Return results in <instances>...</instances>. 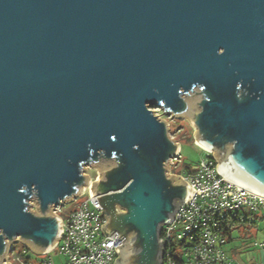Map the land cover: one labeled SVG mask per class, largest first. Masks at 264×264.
Listing matches in <instances>:
<instances>
[{
  "label": "water",
  "instance_id": "95a60500",
  "mask_svg": "<svg viewBox=\"0 0 264 264\" xmlns=\"http://www.w3.org/2000/svg\"><path fill=\"white\" fill-rule=\"evenodd\" d=\"M148 106L187 119L216 171L264 197V0H0V264L17 237L55 246L52 206L88 164L100 229L121 240L112 264H161V226L191 187Z\"/></svg>",
  "mask_w": 264,
  "mask_h": 264
},
{
  "label": "built area",
  "instance_id": "2783aa9c",
  "mask_svg": "<svg viewBox=\"0 0 264 264\" xmlns=\"http://www.w3.org/2000/svg\"><path fill=\"white\" fill-rule=\"evenodd\" d=\"M204 150L207 155L193 168L184 167L176 173L189 184L191 193L187 202L177 209L173 220L161 226L159 239L165 243L161 264H242L225 253L226 237L219 229L228 225L231 219L240 221L248 214L264 216V197L226 180L216 171L218 162L213 151ZM180 157L179 146L177 155L170 161L168 173L171 174V168L176 167L174 161H180ZM92 181L89 178L81 193L72 199L52 206V212L61 219L62 234L52 249L37 253L43 258L27 260L26 254H31L29 248L17 237L9 246L7 262L53 264L51 258L44 256L55 252L65 258L64 264H112L117 255L114 248L121 240L116 231L104 236L100 229L106 218L101 213L97 196L90 195ZM77 198L82 199L76 202ZM71 202H75L74 206L62 217V207ZM260 246L264 248V243Z\"/></svg>",
  "mask_w": 264,
  "mask_h": 264
},
{
  "label": "rangeland",
  "instance_id": "374dc122",
  "mask_svg": "<svg viewBox=\"0 0 264 264\" xmlns=\"http://www.w3.org/2000/svg\"><path fill=\"white\" fill-rule=\"evenodd\" d=\"M148 107L152 110L153 114L157 115L159 118L164 119L166 121V123L168 124L167 131L169 137L172 138L174 142L179 143L180 154H181L180 161L177 160L174 161V166L176 167L171 168V174H176L177 172H181L185 166H189L190 168H193L202 157H205V155H207V152L195 142L193 137V131L195 129L190 125L187 119L183 117L176 118L172 116L171 113L164 114L163 109L161 107H157V106H148ZM83 167L84 170L82 172L83 174H86L88 178H92L94 180L99 175L96 171L95 166L91 167L88 164ZM81 199L82 198H77L76 202ZM29 203H31V206H29L28 209L31 211L35 210V206H36L35 202H33L31 199ZM74 203L75 202L66 203L64 207H62L60 215L64 217L66 215V211L71 207H73ZM263 227H264V220L261 219V221H259L258 226L255 227L254 229V231L260 229L258 230V238L261 237ZM226 248H228V246ZM29 252L33 257L37 259L38 258L41 259V257L43 258L42 255L39 256L37 255V253H35L30 249ZM48 257L52 259L53 264L65 263V258L60 256L59 254H56L55 252H52L49 256L48 255L44 256V258H48Z\"/></svg>",
  "mask_w": 264,
  "mask_h": 264
},
{
  "label": "crops",
  "instance_id": "0c3cea01",
  "mask_svg": "<svg viewBox=\"0 0 264 264\" xmlns=\"http://www.w3.org/2000/svg\"><path fill=\"white\" fill-rule=\"evenodd\" d=\"M261 219L264 220L262 214H248L232 227L223 244L227 256L242 264H264V248L260 246L261 243H264V227L260 238H258L260 229L254 231ZM227 246L228 248H226Z\"/></svg>",
  "mask_w": 264,
  "mask_h": 264
},
{
  "label": "trees",
  "instance_id": "16d2710c",
  "mask_svg": "<svg viewBox=\"0 0 264 264\" xmlns=\"http://www.w3.org/2000/svg\"><path fill=\"white\" fill-rule=\"evenodd\" d=\"M185 168H189V166H185ZM238 219H231V222H229L228 225L226 226H223L222 228H220L219 230L222 231V235H224V237L227 238V236H229L230 234V231L232 230V227L234 225H236L238 223ZM31 257H33L31 254H26L25 258L28 260V259H31Z\"/></svg>",
  "mask_w": 264,
  "mask_h": 264
}]
</instances>
